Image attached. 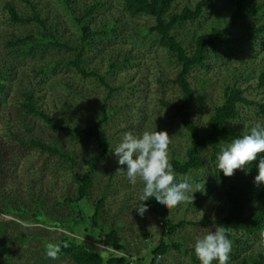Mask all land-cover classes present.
Returning <instances> with one entry per match:
<instances>
[{
	"label": "trees",
	"instance_id": "trees-1",
	"mask_svg": "<svg viewBox=\"0 0 264 264\" xmlns=\"http://www.w3.org/2000/svg\"><path fill=\"white\" fill-rule=\"evenodd\" d=\"M111 1L113 0H109V3ZM114 1L122 7V12L119 14L106 13L104 0H56L57 4L62 6L80 27V48L74 47L61 38L62 28L54 26L55 23L51 22L52 20L56 22L57 15L47 9L39 8V2L37 3L36 0H5L0 6V12L4 10L8 15V21L16 27L12 36L8 38H3L4 35L0 32V109L5 107V103L1 100L5 99L16 75V69L10 62V57L14 56V59L21 60L46 57L49 47L59 51L74 49L75 59L72 61V66L82 76L97 78L109 90L107 98L103 101L101 112L83 129L62 124L58 117L37 104L33 91L27 90L21 94L23 98L21 105L26 116H36L52 128L82 135L91 142L97 143L100 153L88 161L89 169L83 174L74 172L78 181L75 196L66 195L57 202L68 209L71 208L73 212L71 221L66 220L62 213L55 215L49 213L46 196L35 193L32 194V199L29 198V203L17 196L3 197L0 200V213L13 215L16 218L29 217L35 224L43 223L53 231L60 230L62 236L51 242L66 241L69 246L62 247L58 257H69L74 264H126L128 257L133 258L131 253H127L124 240L116 228L107 232L100 229L99 222L104 215L103 206L106 198L99 199L91 206L92 214L89 212L90 208L83 205L88 201L94 185L95 166L106 159L111 152L110 138L104 134L103 130L111 119L109 113L111 100L121 90L115 88V85L108 81L99 69L88 71L84 63L87 52L90 51L96 55L100 52L106 53L104 50H109L113 44L112 40L115 39L121 42L116 52L122 55L123 60L118 59L111 64V68L125 69L130 65H137L139 70V64L143 63V61L140 63L137 61L139 53L133 52L134 48H130L128 43L124 42L123 37H128L131 29L130 23L125 22L124 17L144 16L152 21L150 26L144 29V33L151 34L156 48L166 53L167 58L160 60L173 64L175 68L171 77L160 69L161 77L158 83L176 86L179 90V99L178 101L161 99V105L173 110L190 139L186 158L181 160L174 156L169 160L170 164L176 175L204 174L207 176L206 182L200 184L201 188L205 184V191L196 192L194 198L200 199L203 196L202 201L208 199L210 205L218 208V217L212 219L205 214L200 221L175 223L172 220L170 208L160 206L151 199L145 203L161 221L164 239L172 237L187 225L222 228L228 239L232 241V248L238 251L244 247L248 248L246 254L241 255L234 264H264V242L259 235L264 232V184L259 186L254 184V178L258 175L256 164L259 158L245 170H236L231 177L224 176L216 167V154L222 143L242 135L257 123L264 125V100H254L247 96L248 89L255 87V84H252L246 76L247 70L242 68L241 72L234 70L231 74L228 72V66L219 69V65L225 61L223 53L232 58L255 47H263L264 0H235L228 20L220 19L207 31L196 30L192 37L187 36V33L185 39L181 36V29L199 22L208 9L220 5L223 0H198L195 4L186 5L181 9L175 7V0ZM17 2L28 5L27 8L31 10L24 11ZM253 20L257 21L256 25L249 24ZM57 63H50L41 70V73L54 71L58 67ZM199 71L206 72L204 85H209L217 79L222 82L224 91L223 101L214 104L212 112L203 124L195 111L196 104L204 98L193 83L196 72ZM257 80L254 79L257 83L256 88L264 89V72ZM247 83L251 84L245 87ZM70 89H73L72 86ZM200 106L205 105L200 104ZM246 108L256 110L255 123H248L244 119L243 114ZM20 123L24 125L23 122ZM13 135L18 137L15 133ZM20 141L23 143L22 140ZM23 145L50 156H58L64 161L69 160L70 170H74L77 164L75 157L53 144H46L36 139ZM7 147V145L4 147L0 140V178L9 160ZM29 190L32 191V185H29ZM190 206L193 205L190 204ZM16 222L0 221V255L7 254V259L8 252L16 240H22L25 243L30 241L24 233L20 237L12 234L14 233L12 225L15 226ZM86 223H90V227ZM84 225L86 231L98 236L100 245L114 251L110 258L106 260L101 253L91 250L83 241H80V229ZM147 236L146 238L149 237ZM30 239L34 240L35 235L32 234ZM49 241L40 240L44 246ZM171 248L179 249L180 245L161 242L153 250L152 259L150 261L140 259L141 264H160L162 256H166Z\"/></svg>",
	"mask_w": 264,
	"mask_h": 264
},
{
	"label": "rangeland",
	"instance_id": "rangeland-1",
	"mask_svg": "<svg viewBox=\"0 0 264 264\" xmlns=\"http://www.w3.org/2000/svg\"><path fill=\"white\" fill-rule=\"evenodd\" d=\"M4 1L0 0V6ZM36 1L39 2V8L47 9L57 15L56 22L54 20L51 22L55 23L54 26L62 28L61 38L70 42L74 47L80 48L81 30L70 14L57 4L56 0ZM197 1L175 0L174 5L181 9L186 5L195 4ZM104 2L106 13L119 14L122 12V7L116 1L113 0L109 3V0H104ZM234 2L235 0H223L220 5L211 7L199 22L181 29V36L184 39L187 36L192 37L196 30L207 31L220 19L228 20L232 14ZM27 6L19 4L20 8L28 12L31 8H27ZM0 20V32L4 35L3 38L12 36L16 27L8 21V15L4 10L0 12ZM124 20L131 26L128 37H123L124 42L128 43L130 48H134L133 52L139 53L137 61L139 63L143 61L139 64V70L137 65H130L125 69L114 70L111 68L112 63L118 59L123 60L122 55L116 52V49L120 48L121 42L115 39L112 40L111 48L104 50L106 53L100 52L96 55L89 51L85 54V68L88 71L99 69L102 75L115 85V88L121 90L111 100L109 112L111 119L103 130L104 134L110 138L111 152L106 159L95 166L94 185L88 201L83 205L90 208L89 212L92 214L91 206L99 199L106 198L103 206L104 215L99 222L100 229L107 232L116 228L124 240L127 253H131L137 262L140 259L150 261L155 247L164 241L177 243L180 248L169 249L166 256L160 257V264H199L194 254L195 237L215 230L217 227L187 225L172 237L164 239L162 223L158 217L150 210L141 217L134 210L141 203L139 195L142 182L139 179L135 183L130 182L126 172L119 170L124 166L118 165L112 153L124 133L129 131L134 134H140L143 131H167L170 136L169 160L174 156L181 160L185 159L190 145L188 133L180 120L175 117L173 110L161 105V99L178 101L179 90L169 83L162 85L158 83L161 77L160 69L161 72L164 71L171 77L175 68L173 64L160 60L167 58L166 53L162 49L156 48L151 34L144 33V29L149 27L152 21L144 16L138 18L125 16ZM256 23L257 21L253 20L249 24L256 25ZM223 54L225 61L219 65L220 68L217 65L216 67L221 69L228 66V72L231 74L234 70L241 72V69L245 68L247 78L252 84H255L254 89H248V98L264 100V89H257V83L254 81V79L258 81L260 74L264 72V45L241 52L238 57L230 58L225 53ZM74 59V49L59 51L53 47H49L47 56L42 58L21 60L11 56L10 62L16 69V75L12 81L11 89L7 92L5 99L1 100L5 103V107L0 109V140L2 145L4 147L7 145L9 149V160L0 178V200L5 196L8 198L17 196L29 203L33 193L42 194L47 198L49 213L54 215L62 213L68 221H71L73 213L71 208L68 209L57 202L66 195L75 196L78 181L74 172L83 174L87 171L89 169L88 161L100 153V149L97 143L91 142L82 135L52 128L36 116H26L21 105L23 100L21 94L27 90L33 91L37 104L46 109L48 113L58 117L62 124L75 129L87 127V124L94 121L101 112L103 101L107 98L109 90L97 78L80 75L77 69L72 66ZM52 62H58V67L52 72L41 73V70ZM196 73L193 83L195 87H198L199 93L204 95V98L196 104L195 111L203 124L212 112L214 104L223 101L224 91L222 82L215 79L211 84L204 85L203 80L206 77V72ZM251 83L245 84V87ZM71 86L73 89H70ZM200 104L205 106L202 107ZM243 117L248 123H255L256 110L246 108ZM20 122H23L24 125H21ZM14 133L18 135L17 138L13 135ZM36 139L46 144H53L63 152L75 157L77 164L74 170L69 169L71 166L69 160H65V162L58 156H50L23 145V143H29ZM186 177L191 181H198L200 184L207 180V176L204 174L197 176L188 174L176 175L177 182L183 181ZM29 185H32L31 192ZM202 197L190 199L170 208L172 220L175 223L200 221L205 214L212 219L218 217V208L210 205L208 199L202 201ZM0 221H17L15 226L11 223L14 231L12 234H17L20 237L24 233L30 240L26 243L16 240L8 252V259L7 254L0 255V264H74L69 257H58L56 260L46 257L45 246L40 240L56 241L62 236L60 230L53 231L43 223L35 224L29 217L16 218L13 215L0 213ZM86 224L90 227V223ZM85 225L80 229V241H83L91 250L101 253L106 260L110 258L114 251L100 245L98 236L86 231ZM32 234L35 235L34 240L30 239ZM247 251V247L239 251L232 248L228 264H234ZM213 264L216 262L214 261Z\"/></svg>",
	"mask_w": 264,
	"mask_h": 264
},
{
	"label": "clouds",
	"instance_id": "clouds-1",
	"mask_svg": "<svg viewBox=\"0 0 264 264\" xmlns=\"http://www.w3.org/2000/svg\"><path fill=\"white\" fill-rule=\"evenodd\" d=\"M170 136L167 131H143L134 134L124 133L120 142L112 150L119 170L126 172L128 180L142 182L139 195L141 203L134 209L143 217L149 212L146 201L154 200L158 205L172 208L182 202L194 200V194L205 191L198 181L185 178L177 182L176 174L169 161L168 147ZM258 175L254 178L257 186L264 184V125L257 123L242 135L222 143L216 154V167L224 176L231 177L236 170H245L256 162ZM191 194V196H190ZM260 239L264 242V232ZM65 242H46L45 254L50 260H56ZM232 251V241L224 229L216 228L195 237L194 254L199 264H228Z\"/></svg>",
	"mask_w": 264,
	"mask_h": 264
},
{
	"label": "built area",
	"instance_id": "built-area-1",
	"mask_svg": "<svg viewBox=\"0 0 264 264\" xmlns=\"http://www.w3.org/2000/svg\"><path fill=\"white\" fill-rule=\"evenodd\" d=\"M126 264H141V261L139 260V262H137V259L136 258H130L129 257L127 258V263Z\"/></svg>",
	"mask_w": 264,
	"mask_h": 264
}]
</instances>
